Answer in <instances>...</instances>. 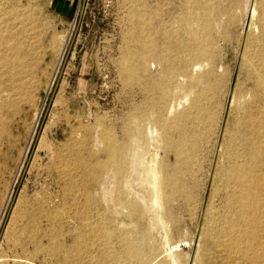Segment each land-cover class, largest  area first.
Instances as JSON below:
<instances>
[{
  "label": "rangeland",
  "instance_id": "obj_1",
  "mask_svg": "<svg viewBox=\"0 0 264 264\" xmlns=\"http://www.w3.org/2000/svg\"><path fill=\"white\" fill-rule=\"evenodd\" d=\"M263 9L264 0H0V264H172L153 214L122 184L152 130L178 264H264L226 250L248 225L229 174L264 151ZM173 169L187 175L169 184ZM107 176L118 182L109 196ZM243 212L263 237L264 206Z\"/></svg>",
  "mask_w": 264,
  "mask_h": 264
},
{
  "label": "bare ground",
  "instance_id": "obj_2",
  "mask_svg": "<svg viewBox=\"0 0 264 264\" xmlns=\"http://www.w3.org/2000/svg\"><path fill=\"white\" fill-rule=\"evenodd\" d=\"M264 10V9H263ZM203 15V14H202ZM264 15V14H263ZM182 17V16H181ZM185 17V16H184ZM193 17V16H192ZM206 19V18H205ZM183 20V19H182ZM264 20V19H263ZM182 22V21H181ZM197 22V21H196ZM206 23V21H205ZM191 25V24H190ZM211 27V26H210ZM201 28V27H200ZM195 29V28H194ZM199 30V29H198ZM183 31V30H182ZM208 33V31H207ZM176 35V34H175ZM208 35V34H207ZM177 37V35H176ZM190 37V36H189ZM193 38V37H192ZM165 40V39H164ZM191 41V40H190ZM68 42V39L66 40V43ZM192 44V43H191ZM197 44V43H196ZM180 45V44H179ZM182 46V45H181ZM191 46V45H190ZM197 46V45H196ZM188 47V46H187ZM200 47V46H199ZM177 48V47H176ZM184 48V47H183ZM193 48V47H192ZM186 49V47H185ZM184 49V50H185ZM201 49V48H200ZM204 49V48H203ZM201 49V50H203ZM192 50V49H191ZM195 50V49H194ZM196 52V51H195ZM203 52V51H202ZM206 52V51H205ZM177 53V52H176ZM180 53V52H179ZM188 53V52H187ZM147 54V53H146ZM150 54V53H149ZM190 54V53H189ZM210 54V52H209ZM185 55V53H184ZM191 55V54H190ZM201 55V54H199ZM206 55V54H205ZM148 56V54H147ZM146 58V57H145ZM149 58V57H148ZM163 58V57H162ZM175 58V57H174ZM187 58V57H186ZM199 58V57H198ZM154 59V58H153ZM158 59V58H157ZM1 60V58H0ZM3 60V58H2ZM1 60V61H2ZM200 60V59H198ZM164 61V60H163ZM184 61V60H183ZM192 61V60H191ZM261 61V60H260ZM200 62V61H199ZM5 63H7V61H5ZM10 63V62H9ZM174 63V62H172ZM184 63V62H183ZM191 62H189L190 64ZM165 64V63H164ZM186 64V63H185ZM10 65V64H9ZM12 65V64H11ZM10 65V66H11ZM150 65V64H149ZM3 66V65H2ZM6 66V65H5ZM3 66V67H5ZM174 66V65H173ZM176 66V65H175ZM174 66V67H175ZM190 66V65H189ZM18 67V66H16ZM172 67V66H171ZM188 67V66H187ZM11 68V67H9ZM14 68V66H13ZM131 68V67H130ZM148 69V67H147ZM198 69V68H197ZM208 69V68H207ZM10 70V69H9ZM8 70V71H9ZM149 70V69H148ZM205 70V69H204ZM14 71V70H13ZM12 71V72H13ZM171 71V70H170ZM198 71V70H197ZM146 72V71H145ZM7 73V72H6ZM9 73V72H8ZM14 73V72H13ZM138 73V72H137ZM13 75V74H12ZM7 76H10V74H8ZM11 77V76H10ZM9 77V78H10ZM14 77V75H13ZM258 77V76H257ZM180 80V79H179ZM178 80V81H179ZM260 81V80H259ZM14 83V82H13ZM215 83V82H214ZM261 83V82H259ZM11 85V90L12 89V84ZM211 85V84H210ZM263 86V85H262ZM21 87V86H18ZM10 88H8L10 90ZM197 88V87H196ZM210 88V87H209ZM7 89V88H6ZM262 89V88H261ZM260 89V90H261ZM15 91V90H14ZM159 91V90H158ZM160 92V91H159ZM203 92V91H202ZM201 93V92H200ZM197 94V93H196ZM256 94V93H255ZM14 95V94H13ZM204 95V94H203ZM198 96V95H197ZM9 97V96H8ZM6 101V100H5ZM3 103V102H2ZM6 102H4L5 104ZM147 103V102H146ZM207 104V103H206ZM2 105V104H1ZM6 105V104H5ZM178 105V104H177ZM181 105V103H180ZM162 107V106H161ZM186 107V106H185ZM179 108V107H178ZM177 108V109H178ZM184 108V107H183ZM176 109V110H177ZM191 109V108H190ZM197 109V108H195ZM190 111V110H189ZM208 111V110H206ZM209 112V111H208ZM214 112V111H213ZM188 114V113H187ZM209 114V113H208ZM156 115V114H155ZM169 115V113H168ZM201 115V114H200ZM211 116V115H210ZM214 116V115H213ZM186 117V116H185ZM184 117V118H185ZM196 117V116H195ZM212 117V116H211ZM161 118V117H160ZM191 118V117H190ZM203 118V117H202ZM255 118V116H254ZM187 119V118H186ZM204 119V118H203ZM212 119V118H211ZM166 120V119H165ZM252 120V119H251ZM186 121V120H185ZM192 121V120H190ZM239 121V120H238ZM142 123V122H141ZM157 123V122H156ZM167 123V122H166ZM160 124V122H159ZM192 124V123H191ZM197 124V123H196ZM240 124V123H239ZM36 126V125H35ZM170 126V125H169ZM187 126V124L185 125ZM149 127V126H148ZM239 127V126H238ZM35 128V127H34ZM179 128V127H178ZM188 128V127H187ZM193 128V127H192ZM159 129V128H158ZM169 129V128H168ZM183 129V128H181ZM34 130V129H33ZM147 130V129H146ZM150 130V129H149ZM156 130V129H155ZM36 132V129H35ZM121 132V131H120ZM185 132V131H184ZM33 133V132H32ZM147 133V132H146ZM159 133H157L156 131L152 130L148 132V140H149V144L141 149L140 147H138V145H135L133 152H132V158L131 159V163L129 165V171H128V178H126L123 181V187L125 188V190L128 192L129 195L133 196L136 199H139L143 205V207H145V211L153 214L154 217V226L156 229L161 231V234L159 235V239L162 243V245L165 247V249L167 250L166 253H168V256L170 258V261L172 264H178V262L176 261V259L173 256V253L170 251L169 248V227L164 223L163 219H162V213L163 210L165 209L166 204L169 203V197L166 196L165 192L162 191L163 190V177L162 174L160 175V172L157 171L158 169H156L155 167H153L152 165V155H154V145L153 143L155 142L154 140L157 138H159L158 135ZM165 134V133H164ZM168 134V133H167ZM228 134V133H227ZM188 135V134H187ZM122 137V135H121ZM187 138V136H184ZM184 139V138H183ZM195 139V137H194ZM147 140V141H148ZM196 140V139H195ZM198 140V139H197ZM136 141V140H135ZM146 141V143H148ZM152 141H154L152 143ZM180 141V140H179ZM182 141V140H181ZM195 142V141H194ZM137 143V142H136ZM135 143V144H136ZM145 143V144H146ZM169 143V142H168ZM134 144V143H133ZM157 146L155 147L156 149L159 148V145L156 144ZM196 145V144H195ZM263 145V144H262ZM237 147V146H236ZM206 148V147H205ZM111 149V148H110ZM194 150V149H193ZM179 151V150H178ZM121 152V151H120ZM123 152V151H122ZM105 153V152H104ZM117 153V152H116ZM158 153V152H157ZM173 153V152H172ZM122 154V153H120ZM156 154V153H155ZM125 155V154H124ZM122 155V156H124ZM184 155V154H183ZM126 156H128V153L126 154ZM155 156V155H154ZM153 156V157H154ZM188 156V155H187ZM116 157V156H115ZM117 159V158H116ZM120 160V159H118ZM127 160V159H126ZM122 161V160H121ZM115 162V161H114ZM117 162V161H116ZM119 162V161H118ZM235 162V161H234ZM237 162V161H236ZM110 164V162H108ZM189 163V161H188ZM200 163V162H199ZM245 163V162H244ZM102 164V163H101ZM118 164V163H117ZM115 164V165H117ZM122 164V163H121ZM127 164V163H126ZM129 164V163H128ZM127 164V165H128ZM120 166V163L119 165ZM126 166V165H125ZM201 166V165H200ZM253 168H252V167ZM115 167V166H114ZM106 168V167H105ZM120 168V167H119ZM125 168V167H124ZM158 168V167H157ZM186 168V167H185ZM252 168V169H251ZM122 169V168H121ZM120 169V170H121ZM179 169V168H178ZM197 169V168H196ZM115 170V169H114ZM174 170V169H173ZM173 174L169 173V175L171 174L172 176L170 178L167 179V182L169 183L172 180L178 179V178H183L185 175H187V172H178L180 170H174ZM202 170V169H201ZM256 170H260L262 171L261 173H258ZM161 171V170H160ZM169 171V170H168ZM194 171V170H193ZM203 171V170H202ZM121 172V171H120ZM123 172V170H122ZM127 172V171H126ZM163 172V170H162ZM115 173V172H114ZM116 173H118L116 171ZM178 173V174H177ZM115 175V174H114ZM226 175V174H225ZM117 176V175H115ZM124 176V175H123ZM121 177V176H120ZM229 177L234 179V181H236L237 184V188H238V195H237V202L240 203L241 205V209L239 210L238 216L240 218H242L244 220V222L247 225L246 229L241 230L239 233L242 235V239H233L232 237L231 239L228 238L227 244H226V250H228V252H230V256H236V259L238 260H252V261H259V262H264V235L263 237H258L257 234H255V232L253 231V228L251 229V227L254 226V223H257V220L253 219L251 216H249L246 212H243V208H250L253 211H257L258 209H260V206L263 207L264 203L263 200H261V197L264 195V151L259 148V147H254V149L251 151V154L249 155V160L246 164H238L235 165L234 168L231 170V173L229 174ZM228 177V178H229ZM165 179L167 177H164ZM92 179V178H91ZM96 179V178H95ZM117 179V178H116ZM115 179V180H116ZM193 179V178H192ZM114 180V177H106L105 178V182H103L104 184L102 185V189L104 191V195L109 196L111 195V190H110V186L111 184H115L117 182L114 183L112 182ZM121 180V179H119ZM187 181V180H186ZM228 182V181H227ZM118 183V182H117ZM231 183V182H229ZM166 184V183H165ZM171 184V183H169ZM233 184V183H231ZM121 186V184H120ZM190 186V185H189ZM121 187V188H123ZM123 188V190H124ZM174 188V187H173ZM232 188V187H231ZM165 189V188H164ZM169 190H171V188L168 187ZM186 189V188H185ZM122 190V191H123ZM184 190V189H183ZM185 191V190H184ZM194 191V190H193ZM125 192V191H124ZM165 193L164 195L162 194ZM171 193V191H170ZM169 193V194H170ZM167 194V195H169ZM123 195V194H122ZM172 195V194H171ZM121 196V194H120ZM124 196V195H123ZM130 196V197H131ZM170 196V195H169ZM180 196V195H179ZM187 196V195H186ZM122 197V196H121ZM120 197V198H121ZM127 197V196H126ZM105 198V197H104ZM107 198V197H106ZM105 198V199H106ZM110 198V197H109ZM171 198V197H170ZM183 198V197H182ZM230 198V197H229ZM112 199V198H111ZM129 199V198H128ZM121 200V199H120ZM118 199V201H120ZM125 200V199H124ZM171 201H173L172 199H170ZM185 200V199H184ZM103 201V200H102ZM117 201V200H116ZM114 200V202H116ZM128 201V200H125ZM131 201H132V197H131ZM134 201V200H133ZM138 201V200H137ZM130 202V201H129ZM128 202V203H129ZM139 202V201H138ZM113 203V202H111ZM124 203V201H123ZM133 203V202H132ZM137 203V202H136ZM171 203V202H170ZM263 203V204H262ZM88 204V203H87ZM120 204V203H119ZM130 204V203H129ZM128 204V205H129ZM116 205V204H115ZM114 205V208H115ZM122 206V205H121ZM130 206V205H129ZM137 206V205H136ZM140 206V204H139ZM117 207V206H116ZM125 207V206H124ZM135 207V206H133ZM168 207H170V205H168ZM229 208V207H228ZM127 209V208H126ZM134 209V208H133ZM137 209V207L135 208ZM142 209V208H141ZM128 210V209H127ZM168 210V208H167ZM135 211V210H133ZM138 211V210H137ZM136 211V212H137ZM140 211V210H139ZM143 211V210H141ZM231 211V210H230ZM234 211V210H233ZM263 211V210H262ZM225 212V211H224ZM228 212V211H227ZM166 213V212H165ZM251 213V212H250ZM117 214V213H116ZM136 214V213H135ZM264 214V213H263ZM226 215V214H225ZM230 215V214H229ZM233 215V214H232ZM256 215V214H255ZM228 220H229V216H228ZM228 222V221H227ZM226 222V223H227ZM225 223V224H226ZM234 224V223H233ZM233 224H228V225H233ZM223 225V224H222ZM236 226V225H235ZM250 226V227H249ZM243 227V226H242ZM245 228V227H243ZM227 229V227H226ZM225 229V230H226ZM249 229V230H248ZM228 231V230H227ZM223 232V231H222ZM261 233V232H259ZM230 234V233H229ZM228 234V235H229ZM234 234V233H233ZM225 235V234H224ZM231 235V234H230ZM233 236V235H232ZM235 238V237H234ZM222 239V238H221ZM220 240V239H219ZM218 241V240H217ZM219 242H217L218 244ZM224 243V242H223ZM226 243V242H225ZM220 244V243H219ZM213 245V244H212ZM218 248V247H217ZM223 248V247H222ZM219 249V248H218ZM215 250V249H214ZM217 250V249H216ZM222 250V249H221ZM225 250V253H226ZM224 252V251H223ZM258 264V263H257Z\"/></svg>",
  "mask_w": 264,
  "mask_h": 264
}]
</instances>
